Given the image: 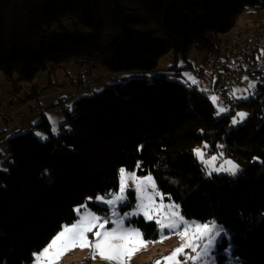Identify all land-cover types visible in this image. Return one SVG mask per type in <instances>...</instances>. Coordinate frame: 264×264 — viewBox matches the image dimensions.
Instances as JSON below:
<instances>
[{
  "label": "trees",
  "instance_id": "trees-1",
  "mask_svg": "<svg viewBox=\"0 0 264 264\" xmlns=\"http://www.w3.org/2000/svg\"><path fill=\"white\" fill-rule=\"evenodd\" d=\"M261 9L264 0H0V70L11 76L14 62L23 65L9 107L40 98L44 88L23 93L21 84L47 64L53 71L86 60L115 76V83L77 98L68 113L81 130L101 135L112 157H101L76 129L66 131V122L60 126L65 132L53 135L44 117L36 126L48 136L44 142L22 129L7 139L8 168L0 172V264H30L76 220L83 203L107 216L93 199L117 189L121 168L151 175L184 218L225 229L231 256L240 264H264V84L216 116L208 99L213 74L203 80L209 89L174 79L186 68L176 61L185 60L191 48L202 55L215 51L235 19ZM163 57L172 63L166 69L158 68ZM238 112L247 117L232 125ZM201 144L236 161L238 174H206L193 153ZM74 160L88 179L83 186L72 173ZM45 169L51 170L50 183ZM28 191L37 196L35 206L22 201ZM128 194L121 211L134 203ZM129 223L145 239L154 237V223L141 217ZM226 247L223 239L218 251ZM218 258L217 264L227 259Z\"/></svg>",
  "mask_w": 264,
  "mask_h": 264
},
{
  "label": "rangeland",
  "instance_id": "rangeland-1",
  "mask_svg": "<svg viewBox=\"0 0 264 264\" xmlns=\"http://www.w3.org/2000/svg\"><path fill=\"white\" fill-rule=\"evenodd\" d=\"M246 16L247 15H244L242 16L241 19L240 18H237V19H239V21H242V22L245 19L244 23H247L248 25L253 27L256 24H251V23L264 22V9H261L249 15L248 18ZM202 59H203L202 53L197 51L195 48H191L188 51L185 60L181 59V60L176 61L178 68H181V67H186V68L181 70L180 75L174 77V79L180 83L186 84V87L188 88H192L193 86H197L199 88L200 84H202L203 85L202 87L206 86V88L209 89L210 88L209 84L206 85L205 81L200 83L199 80L194 75V71L200 68ZM171 64L172 63L169 61L168 57H163L161 61L159 62L158 68L166 69V67ZM52 67L53 65L47 64L46 69L37 71L32 77V79L30 80V82L21 84L23 93H26L28 89H31L33 87H38L40 89L44 88V91H42V94L39 99L32 101L28 104H25L22 107L21 113L23 114L24 118L21 122H15V124L21 125L22 133H26L28 130H31L33 135L40 142H44L45 140H47L48 136L41 129L36 128L37 124L41 121L42 117H44L48 121L53 135L57 136L60 133L65 132L64 128L66 129V131H69L70 129H76V132H78V134L81 137L88 138L97 145L98 153L101 157H112L111 155L112 150L109 148V144L107 143V141L101 135L92 132L90 129L81 130L80 124L78 122H71V119L68 116V113L70 114L72 113L74 101L77 98L83 97L92 92L86 89L91 77L99 80V83L94 90L98 92L102 90L106 85L115 83L114 81L115 76L112 74H109L101 66H97L96 68H94L92 64H88V63L87 64L82 63V64L77 65L71 61V62H67L61 65L60 68H55L53 71H52ZM22 69H23V65L21 62H14L12 64L11 76H7V74H5L3 70H0V104L2 102L8 103L10 101L11 96H12L13 86L19 83V71H22ZM49 71H52V72H49ZM185 74H190V76L194 77L198 83L191 84L190 81L186 82ZM216 81H217V78H216V75L214 74V76L211 78V82H212L211 89L212 90H210L211 92L210 94H208V99L210 100V102L212 103V105L214 106L216 110V113H215L216 116H221L224 114L223 113V114L218 115L217 113L218 106H223L226 109L231 108V106L233 104H236L238 101L246 100V99H236L235 96H247L249 98V97H252L255 93L256 87L255 89L252 90L251 94H249V92H247L246 89H243L239 85H235L232 88V95H233V89H239L240 91L236 92L235 96L233 95V101H230L226 99L227 98L226 95L223 96V92L225 94V91L222 90L219 86L216 87L217 86ZM253 83H255L256 86L258 84H264V76L260 79H256ZM26 84H30V85L27 86ZM49 84H50V87H47ZM61 84H63L65 87L70 88V89L77 87L80 90V92L75 95L70 94V93L57 94L56 86H61ZM213 87H216V90H213ZM219 88L223 92H220ZM213 95L218 97V100L215 102V104L210 99V97ZM64 103L66 104L67 110H66V107H63ZM35 109H39L42 112V114H35L34 113ZM65 122H66L65 127L63 129H60V126L64 124ZM13 126H14V123L12 122L0 121V172H4L8 168L7 160H8L9 151H8V146H7V139L14 136V134L12 133ZM53 128L56 129L55 132H53ZM37 133L42 134V136L46 137V139H42L41 136L37 135ZM204 145L205 144L198 145L196 146L195 149L199 148L205 153L204 160L206 161L209 160L212 156L219 157L215 161V164H214L216 168H219L221 164H224L225 160H231L237 164V162L234 161L233 159L223 157V154L220 152L208 153ZM196 159L201 163V161L197 157ZM202 165L204 167L206 174H208V172H212V166H209L208 169L206 170L205 165L203 163ZM225 167H228V166L225 165ZM72 173L75 176L76 181L79 182L81 186L84 185L83 181L88 180L87 177L80 174L75 160L72 162ZM133 173L135 174V177L137 180H143L145 177L148 176V175H137L135 171L126 170L125 175L127 177V183L125 186V196L127 197V199L125 201L116 202L115 205L109 206L106 203H104L102 200L98 201L96 199L97 197H102V198L109 197V194H113V195L119 194L120 192V171L118 175L117 189L106 195H97L93 199V202L97 206L107 209V216H101L99 213L93 212L89 210L88 208L86 209L90 211L91 213H93L94 215L102 218L101 221H99L98 223H102L105 218L109 220V222L105 224V230H111L113 227H115V225L112 223V220L117 219L119 217H124L126 214H131L134 212L138 213L135 215H128V218L125 220V227L138 229L137 227L131 225L129 222L132 221L133 219L141 217L142 219H144L145 222H152L155 224L154 237L150 238L149 240L145 238L144 239L147 241H161V231L159 229V226L156 223V220L157 219L163 220L165 218V215L170 211L169 206L175 203L167 200L166 196L163 195L158 190V192L161 195H155L154 204H152L149 207V212L153 218L151 220L146 219L143 214L144 210L137 208V205L138 203H140V200L138 199V194L136 192V184L130 176V174H133ZM44 174H45L44 175L45 182L50 183L51 170L45 169ZM212 174L228 175L225 172H220V173L212 172ZM228 176H231V175H228ZM147 191H148V194L150 195L153 194L151 188H149ZM128 193H133L134 203L130 208H127L126 210L121 211V208L125 207L130 202V197ZM22 201L23 203H27L29 206H35L37 204V196L32 191H28L24 195ZM144 203H147V201H144ZM84 206H86L85 203H83L77 208L80 210V213H83L85 211ZM112 207H115L116 209V213H117L116 216H113ZM77 209H76V220L72 224L76 223L79 220V214L77 212ZM184 220L187 221L189 225L204 224L194 219L184 218ZM212 223L214 222H210L207 224L211 225ZM72 224L66 225V226L70 227ZM64 227L65 226H63L62 229ZM180 230H183V226H181ZM96 231H102V230L99 228H94L92 232L88 233V238L90 242L95 241ZM164 232L167 234L168 230L165 229ZM223 239L226 240L227 247L223 251L219 252L218 245H220L221 242L217 245L216 253H215L216 262L219 260L218 255L221 254L227 258L224 264H240V261L238 258L231 256V248H229L230 235L223 237L221 241ZM206 242H207L206 239L202 241H195V240L193 241L194 244H199L197 251H199L200 248L203 247V244ZM181 243L182 241L179 235L173 233L167 236V238L163 239L162 242L149 243L145 248L141 249L139 252L132 255L131 258L126 257L124 264H155V261H158V260L161 261V264H167L164 258L170 256L172 251L175 248L181 246ZM185 250L191 251V249H188V248H186ZM182 254H180L178 257L180 263L182 262ZM195 255L196 253L193 252V256ZM34 257H35L34 261H36V255H34ZM34 261H32L30 264L32 263L37 264V262H34ZM57 264H116V262L115 261L109 262V261L102 260L98 255L95 258H93L92 251L90 249L81 250L79 248H76L66 253L64 256H62L59 259Z\"/></svg>",
  "mask_w": 264,
  "mask_h": 264
},
{
  "label": "snow or ice",
  "instance_id": "snow-or-ice-1",
  "mask_svg": "<svg viewBox=\"0 0 264 264\" xmlns=\"http://www.w3.org/2000/svg\"><path fill=\"white\" fill-rule=\"evenodd\" d=\"M262 55H264V52H262ZM185 76L186 82L190 81L191 84L198 83L194 77L190 76V74H185ZM244 79L247 80V77ZM255 87V83L249 82L246 91L251 94ZM238 91L240 90L233 89V95L235 96V93ZM235 98L247 99L248 97L235 96ZM210 99L215 104L218 97L213 95ZM227 111L228 109L223 106L217 107L218 115ZM246 117L247 113L238 112L236 113V116L233 117L232 124L235 125L240 123L246 119ZM55 131L56 129L53 128V132ZM37 135L41 136L42 139H46V137L42 136L40 133H37ZM204 147L207 148L208 146L204 145ZM193 153L201 163L205 165L206 170L209 166H212V172H225L231 176H236L240 171L239 165L231 160H225L224 164H221L219 168H216L214 164L219 157L212 156L206 161L204 160L205 153L201 149H194ZM225 165L228 167H225ZM212 172H208V174L211 175ZM125 173L126 170L121 168L120 192L118 195L109 194L110 198L97 197L96 199L98 201L102 200L109 206L115 205L116 202L125 201L127 199L125 196V186L127 183ZM130 176L136 184V192L138 194V199L140 200L137 208L143 209L145 218L151 220L153 217L149 212V207L154 204V196L161 195L158 192L155 181L151 175H148L143 180H137L134 173L130 174ZM149 188L152 189V195L148 194L147 190ZM144 201H147V203H144ZM84 207L85 211L83 213H80V210L77 209L79 220L76 223L72 224L70 227L65 226L40 253L35 254L37 264H57V261L62 256L76 248L81 250L90 249L93 258L98 255L102 260L109 262L115 261L116 264H124L126 257L131 258L132 255L145 248L149 243L162 242L163 239L173 233L179 235L182 243L180 247H177L172 251L170 256L164 258L167 264H180L178 257L180 254L184 253L186 248L191 249L192 252L196 253L195 256L187 257V259L193 261L194 264H217L215 259L217 245L221 242L223 237L230 235L215 223H212L211 225L207 223L189 225L179 212V206L173 204L169 206L170 211L165 215L163 220H156L161 231V241H147L144 239L143 233L140 230L125 227V220L128 218V215H135L138 213L134 212L126 214L124 217L112 220L115 227L111 230H105V224H107L109 220L105 218L102 223H98L102 218L88 211L86 206ZM112 212L113 216L117 215L115 207H112ZM181 226H183V230H180ZM94 228H99L102 231H96L95 241L90 242L88 233L92 232ZM165 229L168 230L167 234L164 232ZM205 239L207 242L203 244V247L200 248L199 251H197L199 244H194L193 241H202ZM229 248H231V245H229ZM155 264H161V261H155Z\"/></svg>",
  "mask_w": 264,
  "mask_h": 264
},
{
  "label": "built area",
  "instance_id": "built-area-1",
  "mask_svg": "<svg viewBox=\"0 0 264 264\" xmlns=\"http://www.w3.org/2000/svg\"><path fill=\"white\" fill-rule=\"evenodd\" d=\"M262 52H264V22L251 27L244 21L236 19L234 25L221 34L216 50L203 55L201 66L194 71V75L199 82H203L209 74L214 72L217 85L225 91L227 99L232 101L233 86L239 85L243 89H247L249 82H254L264 76V55ZM83 64H87V61L84 60ZM245 77L247 80L244 79ZM98 83V79L91 77L86 89L93 91ZM79 92L77 87L70 89L65 86H56L57 94L75 95ZM63 107H66L65 103ZM21 109L22 107L13 109L8 106V103L2 102L0 104V121L21 122L24 118ZM34 113L42 114L39 109H35ZM18 127L21 125L15 124L12 130ZM190 256H193V252L185 250L180 264H193V261L187 259Z\"/></svg>",
  "mask_w": 264,
  "mask_h": 264
},
{
  "label": "bare ground",
  "instance_id": "bare-ground-1",
  "mask_svg": "<svg viewBox=\"0 0 264 264\" xmlns=\"http://www.w3.org/2000/svg\"><path fill=\"white\" fill-rule=\"evenodd\" d=\"M234 22H236V20H234ZM234 22L232 23V25H234ZM231 27V26H230ZM230 29V28H229ZM228 29V30H229ZM21 129H22V127H18V128H16V129H13L12 130V133L14 134V135H16V134H18L20 131H21ZM193 264H194V262H193Z\"/></svg>",
  "mask_w": 264,
  "mask_h": 264
},
{
  "label": "crops",
  "instance_id": "crops-1",
  "mask_svg": "<svg viewBox=\"0 0 264 264\" xmlns=\"http://www.w3.org/2000/svg\"><path fill=\"white\" fill-rule=\"evenodd\" d=\"M211 74H213V76H214L215 73L213 72V73H211ZM209 75H210V74H209ZM213 76H212V77H213ZM28 90H29V89H28ZM14 126H15V123H14ZM14 126H13V127H14ZM13 127H12V128H13ZM44 248H45V247H44ZM44 248H43V249H44ZM43 249H42V250H43ZM42 250H40V251L37 252L36 254L40 253ZM34 260H35V257L33 258V261H34ZM58 261H59V260H58ZM58 261H57V263H58ZM34 262H36V261H34ZM32 264H34V263H32Z\"/></svg>",
  "mask_w": 264,
  "mask_h": 264
}]
</instances>
